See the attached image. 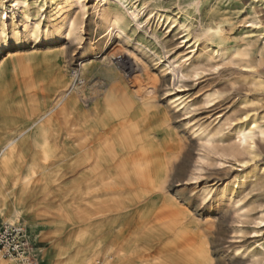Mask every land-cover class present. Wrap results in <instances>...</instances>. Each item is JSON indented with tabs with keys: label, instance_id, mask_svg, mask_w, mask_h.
I'll return each instance as SVG.
<instances>
[{
	"label": "rangeland",
	"instance_id": "obj_1",
	"mask_svg": "<svg viewBox=\"0 0 264 264\" xmlns=\"http://www.w3.org/2000/svg\"><path fill=\"white\" fill-rule=\"evenodd\" d=\"M60 1L18 0L14 5L12 0H0V18L8 29L15 22L21 32L20 17L40 20L43 25L51 3ZM83 1L85 14L78 6L71 8V15L82 29L76 39L71 35L49 46L28 38L24 53L55 54L65 75L74 79L77 87L83 86L79 96L90 101V106L102 108L109 100L111 88L119 85L123 94L155 97L157 110L165 116L163 137L177 147V165L168 178L167 192L184 205L187 228L201 235L212 264H264V137H255L253 148L245 150L237 146L234 133L236 127L249 123L253 116L264 125V46L252 42L246 57L254 67L250 71L243 70L247 63L235 55L244 48L242 40L249 35V29L238 24V17L244 14L237 9L246 8L251 0H122L125 6L136 3L143 8L141 23L129 20L123 32L107 29L108 23H103L97 14L98 0ZM256 7L264 25V4ZM115 11L114 0L108 1L106 14ZM160 14L184 21L190 31L188 42H182L183 29L173 27L172 20L158 18ZM195 36L201 45L182 68L181 78L178 71H172V62L177 60L175 57L188 55ZM9 51L13 48L4 50L2 57ZM212 51L219 53L212 55ZM129 57L139 67L128 76L121 73L119 63ZM90 61L112 64L120 81L106 77L98 68L81 77L80 66ZM81 80L85 81L83 85ZM206 94L211 95L209 101ZM180 102L183 105L178 106ZM194 126L210 131L209 148ZM69 164L46 165V179L32 191V198L24 201L30 204L31 214L16 222L26 227L39 264H68L69 258L73 259L69 264H77L75 234L68 230L74 226L69 227L61 219L65 212L75 213L76 207L78 180L75 173L65 174L63 168ZM11 180L0 176V190L9 192ZM16 188L15 194L20 192V186ZM210 190L214 201L202 197ZM224 190L230 193L231 200L218 199L215 192ZM45 193L50 195L45 197ZM5 216L0 214V220L4 221ZM56 244L59 247L55 248ZM46 253H50V260Z\"/></svg>",
	"mask_w": 264,
	"mask_h": 264
},
{
	"label": "bare ground",
	"instance_id": "obj_2",
	"mask_svg": "<svg viewBox=\"0 0 264 264\" xmlns=\"http://www.w3.org/2000/svg\"><path fill=\"white\" fill-rule=\"evenodd\" d=\"M12 1L17 5L18 0ZM108 1L97 3V14L103 23H108L107 29L123 32L129 20L141 23L142 5L125 6L122 0H114L116 11L107 15ZM259 4H264V0H251L246 8L237 9L244 14L238 17L239 26L249 29L247 39L242 40L244 48L235 52L247 63L242 66L244 71L254 68L246 60L252 42L264 46V25L256 10ZM74 5L85 14L83 0H61L51 3L43 25L40 20L20 17L21 32L15 22L8 29L0 18V57L4 50L13 48L0 59V176L12 179L9 192L0 190V214H6L5 220L0 221L17 224L20 218L31 214L30 204L24 201L32 198V191L46 179V165L70 162L69 167L63 168L65 174H76V207L74 215L65 212L61 219L69 227L74 226L68 230L75 234L77 264H212L201 235L187 228L184 205L167 192L168 178L176 168L177 147L163 137L166 121L157 110L155 97L123 94L119 85L111 88L109 100L102 108L90 106V101L79 96L83 86L77 87L74 79L65 75L55 54H25L22 50L32 37L49 46L71 35L76 39L82 29L71 15ZM157 17L172 20L173 27L182 28V42H188L190 31L184 21L164 14ZM200 45V38L193 37L188 55L175 57L172 71H178L182 78V68ZM217 53L212 51V55ZM119 66L121 73L129 76L139 64L129 57L122 58ZM92 68L120 81L117 69L104 62L81 65L80 76ZM210 98L205 95L206 100ZM195 127L209 148L210 131ZM234 133L237 146L251 150L254 138L264 137V125L253 116L249 123L236 127ZM17 186L20 192L15 194ZM211 193L210 190L202 197L214 201ZM215 193L219 200L232 199L226 190ZM46 257L50 260V253ZM0 262L13 264L1 254ZM68 262L73 263V259Z\"/></svg>",
	"mask_w": 264,
	"mask_h": 264
},
{
	"label": "built area",
	"instance_id": "obj_3",
	"mask_svg": "<svg viewBox=\"0 0 264 264\" xmlns=\"http://www.w3.org/2000/svg\"><path fill=\"white\" fill-rule=\"evenodd\" d=\"M0 254L13 264H39V255L21 224L0 221Z\"/></svg>",
	"mask_w": 264,
	"mask_h": 264
}]
</instances>
